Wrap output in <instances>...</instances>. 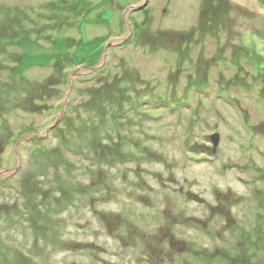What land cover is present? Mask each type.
Segmentation results:
<instances>
[{
	"label": "rangeland",
	"instance_id": "374dc122",
	"mask_svg": "<svg viewBox=\"0 0 264 264\" xmlns=\"http://www.w3.org/2000/svg\"><path fill=\"white\" fill-rule=\"evenodd\" d=\"M208 203L213 249L264 264V0H0V264L115 235L142 264Z\"/></svg>",
	"mask_w": 264,
	"mask_h": 264
},
{
	"label": "flooded vegetation",
	"instance_id": "af4514ba",
	"mask_svg": "<svg viewBox=\"0 0 264 264\" xmlns=\"http://www.w3.org/2000/svg\"><path fill=\"white\" fill-rule=\"evenodd\" d=\"M180 190L182 189L180 188ZM219 196L220 194L216 196V199H218ZM207 205V209L211 211V218L192 220L194 224H199L201 231L204 232L206 241L194 242L193 246L190 247L185 239L177 236L179 234L180 226H182V222L184 221L183 219L179 221L177 218L176 223L178 226H167L162 233V241L160 240L157 244H152L150 242V244H147L146 248L151 250L148 252V256H145L147 259L145 262L142 258L140 259L142 264H241L240 262H232L229 258L227 259L224 257L221 252H219L217 247L213 249V203H208ZM214 206H217V203H214ZM108 230L110 234H113L115 231L114 229ZM113 238L114 241L108 243L104 242L102 244H98L95 241H88L84 247L86 255L85 264L138 263L130 256V252L127 253V251H130L131 248L137 246H133L131 243L128 247L129 243H127L126 240L122 241V246H118L121 238L119 239V236L117 235L113 236ZM206 242L208 245H206ZM178 247L182 249L178 250ZM123 255L124 257H122ZM152 258L157 260L156 263L151 261ZM69 264H76V262L72 261Z\"/></svg>",
	"mask_w": 264,
	"mask_h": 264
},
{
	"label": "water",
	"instance_id": "95a60500",
	"mask_svg": "<svg viewBox=\"0 0 264 264\" xmlns=\"http://www.w3.org/2000/svg\"><path fill=\"white\" fill-rule=\"evenodd\" d=\"M144 5H145V3L142 6H139L138 9L142 8ZM212 139H213V145L215 147L217 145V141H218V134L217 133H214ZM170 180H171V178H169V181ZM177 218H178L179 221L182 220V217L181 216H178ZM177 249L178 250H181L182 248L178 247Z\"/></svg>",
	"mask_w": 264,
	"mask_h": 264
},
{
	"label": "trees",
	"instance_id": "16d2710c",
	"mask_svg": "<svg viewBox=\"0 0 264 264\" xmlns=\"http://www.w3.org/2000/svg\"><path fill=\"white\" fill-rule=\"evenodd\" d=\"M78 28H80V26H78L77 29H78ZM80 33H81V32L79 31V34H80ZM82 34H83V33H82ZM80 36H81V35H80ZM81 41H82V40H81ZM21 43H22V41L20 40L19 45H21ZM100 44H101V43H100ZM96 45H98V43L95 44L94 46H92L93 48H92V50L90 49V54H94V55H95V53H97V52H95V51H96L95 49L97 48ZM36 48H37V47H36ZM79 66H80V65H79ZM82 67H85V66L82 65Z\"/></svg>",
	"mask_w": 264,
	"mask_h": 264
},
{
	"label": "bare ground",
	"instance_id": "6f19581e",
	"mask_svg": "<svg viewBox=\"0 0 264 264\" xmlns=\"http://www.w3.org/2000/svg\"><path fill=\"white\" fill-rule=\"evenodd\" d=\"M81 33H82V32H81ZM96 44H97V43H96ZM96 47H97V48L95 49V50H96L95 52H98V51L104 50V48H103V47H104L103 43L100 44V42H99L98 45H96Z\"/></svg>",
	"mask_w": 264,
	"mask_h": 264
},
{
	"label": "crops",
	"instance_id": "0c3cea01",
	"mask_svg": "<svg viewBox=\"0 0 264 264\" xmlns=\"http://www.w3.org/2000/svg\"><path fill=\"white\" fill-rule=\"evenodd\" d=\"M92 4H95V5H97V4H99V3H92Z\"/></svg>",
	"mask_w": 264,
	"mask_h": 264
}]
</instances>
